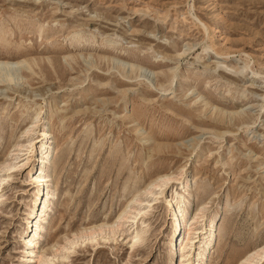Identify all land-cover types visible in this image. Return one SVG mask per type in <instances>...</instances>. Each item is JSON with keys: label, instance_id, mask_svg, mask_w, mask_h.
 I'll use <instances>...</instances> for the list:
<instances>
[{"label": "rangeland", "instance_id": "rangeland-1", "mask_svg": "<svg viewBox=\"0 0 264 264\" xmlns=\"http://www.w3.org/2000/svg\"><path fill=\"white\" fill-rule=\"evenodd\" d=\"M200 20L231 57L206 51L219 40ZM6 61L19 65L0 73V264L25 261L32 168L4 166L21 165L15 146L38 136L24 132L42 108L52 202L31 264H175L166 199L189 191L183 210L205 206L197 229L219 214L203 264L264 248V0H0ZM182 169L188 188H156L150 206L147 187Z\"/></svg>", "mask_w": 264, "mask_h": 264}, {"label": "bare ground", "instance_id": "bare-ground-1", "mask_svg": "<svg viewBox=\"0 0 264 264\" xmlns=\"http://www.w3.org/2000/svg\"><path fill=\"white\" fill-rule=\"evenodd\" d=\"M167 16V15H166ZM200 27H203L205 33L207 34V38L211 39V35L213 34L216 39L219 40V44H214L212 41L209 46L205 47L206 51L211 50L217 56H221L225 59L231 57L230 49L227 48L228 38L223 37V34L218 31V28H211L204 24L201 20L199 21ZM213 37V36H212ZM217 41V40H216ZM225 46L229 51L223 49ZM250 56V55H249ZM247 56V57H249ZM251 58V57H250ZM19 65V63H15L13 61H6L4 63H0V73L1 72H10L15 68V66ZM121 67L126 69L125 66L121 64ZM138 67V66H137ZM142 69V68H141ZM138 70V69H137ZM143 70V69H142ZM19 89V88H18ZM18 89L15 91L17 92ZM30 102V101H29ZM43 108L38 110L32 117L31 127H29L24 133L27 134L38 127V136L36 138L28 139V145H23L22 143H17L15 146L14 152L16 154L14 157L16 159L21 158L20 166L13 165H5L4 168L7 172H12L17 167L26 168L31 165L32 168V176L31 178V186L34 189V197H32V206L29 213L28 218V232L27 237H25V251L26 255L23 259H25L23 264H31L34 261L35 255H37L38 259L41 262L43 255L39 251V244L41 239L43 238V232L45 231V225L47 220L50 217L51 212V202H52V187L50 186V174L52 167L54 165V135L49 128L42 124V115ZM45 124V123H44ZM141 129L138 128L137 132L140 133ZM39 145V146H38ZM37 146L40 151V158L38 162V167L35 168L33 165V161L35 159V154L37 152ZM26 149V150H24ZM22 154L23 152H25ZM38 151V152H39ZM38 156V155H37ZM18 157V158H17ZM174 174L163 175L157 178L152 184H150L145 193L153 195L152 200L148 202L150 206L152 203H156L160 199V195H164L165 190L163 192L160 191V194H154V190L158 189H167L172 182L177 180L181 181V185L183 186V190L188 188L189 177L186 174V169H182L179 173V177L177 178ZM5 179L0 180V187ZM179 183V182H178ZM177 183V184H178ZM176 184V183H175ZM180 186V185H178ZM180 187V189L182 188ZM185 191V190H184ZM187 191V190H186ZM176 192V191H175ZM164 197V196H163ZM191 193L188 192V195L181 196L176 199V202L171 199H166L167 202V212L169 213V220L172 226V242H171V251L169 258L175 264H203L207 254L211 252L214 248L215 242V234L218 226V218L219 214L216 212L212 217H208L206 222H204V226L202 228H196L195 225L202 222L201 219L204 218V210L205 206L198 207L197 211L193 214L190 213L189 209L183 210V208L188 207L190 203ZM1 199V197H0ZM165 202V203H166ZM39 205V208H38ZM28 214V213H27ZM129 213L123 214L120 216L119 221H124L127 218L132 219L133 223L138 221V218L142 215V211L138 210L133 215V217H128ZM223 214V213H222ZM26 231V230H25ZM145 234V231H134L132 236V249L140 242L142 236ZM23 238V237H22ZM180 252V256L179 253ZM259 259L264 260V248L261 249L260 252H256L251 254L247 259H245L241 264L251 262L250 259ZM171 262V261H170ZM259 263H261L259 261ZM47 264V262H46Z\"/></svg>", "mask_w": 264, "mask_h": 264}]
</instances>
